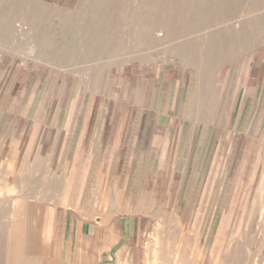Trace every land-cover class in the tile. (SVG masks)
I'll return each instance as SVG.
<instances>
[{
	"label": "crops",
	"instance_id": "1",
	"mask_svg": "<svg viewBox=\"0 0 264 264\" xmlns=\"http://www.w3.org/2000/svg\"><path fill=\"white\" fill-rule=\"evenodd\" d=\"M240 67L226 65L215 79L180 67L152 68L130 76L120 93L117 77L109 82L92 74L78 88L60 73L0 68L3 76L24 71L27 81L20 84L45 94L30 106L40 114L56 92L72 94L67 116L52 126L47 117L23 122L26 140L36 128L49 134L40 141L60 153L57 162L66 156L69 164L65 183L34 202L18 226L26 246L45 237L49 264H148L145 240L156 222L168 220L172 198L209 204L216 215L218 190L238 188L237 174L256 172L264 150V53ZM6 151L1 144L2 162ZM186 173L192 182L181 197Z\"/></svg>",
	"mask_w": 264,
	"mask_h": 264
},
{
	"label": "rangeland",
	"instance_id": "2",
	"mask_svg": "<svg viewBox=\"0 0 264 264\" xmlns=\"http://www.w3.org/2000/svg\"><path fill=\"white\" fill-rule=\"evenodd\" d=\"M36 1L52 9L65 11L73 10L79 0ZM168 2L171 3V0ZM235 8L233 32L229 34L234 37V33L240 30L239 26L246 22L245 33L252 40L244 45L236 41L227 44L220 55L210 58L193 60L176 57L171 54V49L178 39H165L164 29L139 25L126 28L121 35L118 34L120 51L117 53L75 60L47 59L35 52L38 44L32 36L40 28L23 26L25 28L16 32V26L21 25L13 23V27L0 38V60L3 59L0 68L11 67L17 72V69L24 67L26 72L33 69L44 75L60 73L63 83L78 88L82 80L92 74L106 76L109 82L117 77V93L125 85L128 86L130 76L152 68L180 67L192 75L202 74L208 79H215L220 70L224 75L226 65L242 67L248 58L255 56L256 59L264 53V0H241ZM55 25L51 24L46 30L55 35L52 45L57 46L61 41L65 50L79 52L80 47L64 40L62 30ZM225 30L226 22L219 21L198 33H187L182 41H197L204 47L207 34ZM19 74L0 75V145L4 144L9 154L3 162L0 160V264H49L50 254L42 251L45 237L31 238L34 245L27 247L25 239L14 236V233L20 228L18 226L23 219L25 225L27 210H35L34 202L47 200L50 191L61 186L60 181L65 183L69 164L65 155L57 162L60 153L40 141L47 139L49 134L43 135L36 128L26 135V140L21 133L26 132L23 122L31 123L34 117L49 118L51 126L56 120L65 118L67 110L64 106L67 100H71L72 94L56 92L52 100L47 102L52 106L40 109V114L39 108L31 107L35 100L37 104L45 94L30 92L31 84H20V81H27V77H23L25 72ZM48 95L51 96L50 93ZM77 95L82 99V93ZM258 159L261 163L256 172L237 174L239 180L235 184L239 185L238 188L224 187L218 190L216 215L210 214L209 204L200 208L188 203L173 204L172 198L166 214L168 220L156 222L145 240L148 264H264V150ZM217 177L220 178V173ZM186 178L184 183L179 182L178 195L181 197L185 190L183 186L192 182V174L186 173ZM191 191L187 188L186 193ZM17 210H23V213L18 216ZM195 210L202 212L197 215ZM195 216L200 218L195 220Z\"/></svg>",
	"mask_w": 264,
	"mask_h": 264
},
{
	"label": "bare ground",
	"instance_id": "3",
	"mask_svg": "<svg viewBox=\"0 0 264 264\" xmlns=\"http://www.w3.org/2000/svg\"><path fill=\"white\" fill-rule=\"evenodd\" d=\"M168 1L79 0L73 10L58 11L36 0H0V38L13 27V23L21 25L16 26V32H20L23 26H37L40 31L32 36L38 44L36 54L55 60L86 59L117 53L120 51L118 34L121 35L126 28L131 29L139 25L164 29L165 39H178V43L171 49V54L193 60L220 55L227 48V44L237 42L244 45L252 40V37L245 33L246 22L239 26L240 30L236 31L237 34L234 33V37L229 34L233 32L235 7L241 0ZM219 21L226 22L227 30L207 34L204 47L197 41H182L187 33H198ZM53 23L57 29L62 30L64 40L80 47L79 52L65 50L61 41L57 46L52 45L55 35L46 30ZM19 235L16 232L14 236L19 238Z\"/></svg>",
	"mask_w": 264,
	"mask_h": 264
}]
</instances>
